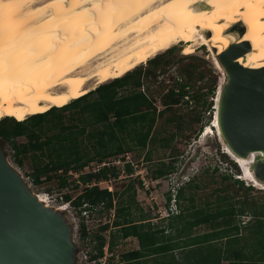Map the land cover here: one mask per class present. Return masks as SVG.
Masks as SVG:
<instances>
[{
  "label": "bare ground",
  "instance_id": "1",
  "mask_svg": "<svg viewBox=\"0 0 264 264\" xmlns=\"http://www.w3.org/2000/svg\"><path fill=\"white\" fill-rule=\"evenodd\" d=\"M238 23L241 35L232 32ZM180 41L192 51L205 45L223 74L213 122L201 137L217 136L242 177L264 189L251 169L259 152L232 153L216 111L227 79L218 55L246 42L249 49L235 61L264 66V0H0V120L68 104Z\"/></svg>",
  "mask_w": 264,
  "mask_h": 264
},
{
  "label": "trees",
  "instance_id": "2",
  "mask_svg": "<svg viewBox=\"0 0 264 264\" xmlns=\"http://www.w3.org/2000/svg\"><path fill=\"white\" fill-rule=\"evenodd\" d=\"M171 50L168 48L163 53ZM160 56V54H157L149 59V62L157 65L160 62L158 61ZM184 71L185 74L188 73L189 75L187 66L184 67ZM144 73L145 75L152 74L153 69L150 67L145 68ZM141 76V68L137 66L121 77L113 78L98 85L93 91L77 97L78 99L76 98L67 105L57 104L55 107L52 106L49 109L36 112L35 115H31L27 119H20L19 114L21 113H13L3 117L0 120V136L11 142L13 160L18 166L23 167L24 159H28L31 168L28 175L33 184L37 185L45 181L56 180L59 188H67L72 183L74 188L78 184L83 185V189L77 196L73 197L71 193L66 192L61 196V200L72 205L80 215L79 237L94 242L90 251L87 250L88 262L101 264L97 259L103 256L105 244H107L108 251L112 252L115 245H117L118 235L121 238L135 236L140 247H147L152 250L153 254H158L172 252L175 249H204L203 246L209 249L211 240L217 239L224 232L231 231L232 233L227 235L228 246L225 247L223 253L220 252L218 257V254L214 252V256L217 255L215 264H218L221 258L231 256L236 257L231 264L242 263L243 261L239 259H243V248L233 250L231 246L229 247V243L237 242L239 239L244 240L246 237L242 236L238 224L233 222V219L224 216L249 215L251 219L256 218L258 220V231L255 229V222L248 221L246 228L249 232L246 234L251 239L260 240V238H263L264 240V201L256 200L253 195H248V191L252 190L253 186L244 185L237 178L232 179V183L242 189L244 197L235 199V195L227 194L225 197L217 199V201L227 202L226 207H219L220 209L216 207L214 211H209V205L205 208L192 204L190 207H184L185 211H190V217L188 218L182 215L181 211L183 212V209L180 207V211L175 215L173 214L174 216L170 217L171 214L167 216L168 222L166 225H155L150 221L143 222L139 219L132 220V218H129L131 204L128 203L133 200L134 190H132V194L126 198L129 202L116 210L117 215L113 217L112 222L106 221L93 234L87 229L82 212L91 213L97 207L109 210L113 206V193L106 188H99L97 184L91 182L93 180L95 182L102 179L107 180L109 174L115 176V167L105 164L99 166V164L111 156L123 155L131 150L133 146L144 149L148 144L153 145L156 142L151 133L161 111L157 112L153 105V99L140 90L142 85ZM184 87L185 85L180 86L177 92L174 89L169 90L166 97L170 102L164 100V104L174 103L178 96H185L187 91L184 90ZM121 89L129 90V92L120 93ZM91 94H94V96L88 98ZM80 102H83V104ZM71 105H78V109L74 110V113L72 111L71 120L85 121V124L77 126V123H70L67 125L59 121L57 127L54 125L43 127L46 115L64 110ZM84 113H87V117H84ZM19 135L26 136V141L22 143L15 141V137ZM91 162H96L98 166L93 171H87L85 167ZM232 164L239 172L236 163L233 161ZM124 170L127 174L132 172L133 168L129 162L125 163ZM173 171L174 166L171 162L166 166L159 165L153 171L152 178L165 177ZM76 173L77 176H75ZM226 177L231 178L229 175H226ZM182 190L181 187L177 195L178 198H185L182 196ZM258 190L264 189L260 188ZM169 199L170 196H168ZM189 200L194 201L193 195L189 197ZM220 217H222L221 220H219ZM201 224L208 226V231L193 234L192 230ZM261 227H263V230H261ZM251 229L254 230L252 233L250 232ZM107 230H109L108 239L102 234ZM90 235H92L91 238ZM261 245L264 249V242ZM231 251L236 254L228 255ZM139 256L140 251L126 252L122 255L121 260L125 262V260ZM207 256V253L203 252L200 256H192L194 260L192 259L190 262L206 264L208 262ZM260 258L264 260V255ZM110 260H113L112 255L108 257L107 263L113 264Z\"/></svg>",
  "mask_w": 264,
  "mask_h": 264
},
{
  "label": "rangeland",
  "instance_id": "3",
  "mask_svg": "<svg viewBox=\"0 0 264 264\" xmlns=\"http://www.w3.org/2000/svg\"><path fill=\"white\" fill-rule=\"evenodd\" d=\"M240 24L242 23L240 22ZM238 26L239 23L232 28V32H236V35L239 34L238 30L235 29ZM169 49L172 50L170 52H162V54L159 53L161 56L158 59L160 62L157 65L148 60L138 66L141 68L142 75L140 90L153 99L156 111H161L151 133L156 142L153 145L148 144L144 149L133 146L131 150L125 152L123 155L111 156L102 162L110 167H115L116 175L112 176V174H109L107 180L102 179L97 182L93 180L91 183L97 184L99 188L106 187L108 191L113 193V206L109 210L97 207L91 213H81L84 217V223L91 234L95 233L106 221L112 222L113 217L117 215L116 210L129 202L126 198L132 194V190H134L133 200L128 203L131 204L129 218L135 220L138 215H147L148 218L150 217L148 221L155 225L167 224V216L170 214L168 212V203H171L169 206L173 210L172 212H179L180 207H182L184 215L188 218L190 217V211L184 210L186 206L190 207L193 204L197 207L202 206L206 208L209 205V211H214L216 207L220 209L227 206V202L217 201V199H221L227 194L235 195V199L244 197L242 189L234 186L232 183V179L236 178L240 170L236 164L239 171L237 172L232 164L233 160L229 155L227 156V154L222 153L220 140L212 134L204 139L201 137L204 126H208L211 121L213 122L216 94L223 81L222 72L213 64L210 52L205 45L192 51L187 43L180 41L179 44L173 45ZM185 66L189 68V75L188 73H184ZM149 67L153 69V73L145 75V68ZM110 80L112 79L107 80V82ZM182 85H185L184 90L187 91V94L182 97L177 95L178 98H176L177 100L174 103L165 105L164 100L170 102L166 97L168 91L174 89L177 92ZM128 92L129 90H120V93ZM93 96L94 94H91L88 98ZM80 103L83 104V102ZM78 105H71L69 108L46 115L43 127L52 125L57 127L59 121L67 125L70 123H77V126L85 124V121L71 120L72 111L74 113V110L78 109ZM34 113L32 115H35ZM19 117L20 119L28 118H24L22 115ZM84 117H87V113H84ZM14 140L22 143L26 141V136L19 135ZM0 146L6 155L7 161L21 174L32 192L45 198L46 203L55 208L63 207L64 204H67V206H64V211L62 212L72 228V238L77 247L76 264H85L86 257L88 258L87 250L90 251L94 242L90 240V243L89 240H83L79 237L80 215L72 205L61 200V196L66 192L71 193L73 197L77 196L83 189V185L78 184L74 188V184L72 183L67 188H59L56 180L45 181L37 185L33 184L28 175L31 170L28 159H24V166L20 167L13 160L11 142L0 136ZM127 162L133 168L129 174L124 170V165ZM170 162L174 166L173 172L165 177L152 178V173L156 167L159 165L166 166ZM97 166L96 162H91L86 170L93 171ZM77 175L76 173L75 176ZM226 175H229L231 178H227ZM245 181L242 180L244 185H250L247 180ZM181 187L183 189L182 196L185 198L177 197ZM258 189L260 188L253 186V189L248 191V195H253L256 200L264 201V190ZM191 195L194 197V201L192 202L189 200ZM168 196H170L169 200ZM174 201L176 202L174 203ZM173 203L176 209H173ZM99 209L101 210L99 211ZM248 216L236 215L233 217L228 215L224 217L233 219V222L237 223L241 228L242 236H246L248 230L246 226L248 224L243 225L242 221L245 222V218ZM221 219L222 217L219 218V220ZM206 228L208 226L199 225L194 230L203 232ZM114 230L116 229L114 228ZM108 233L109 230L102 232L107 239L109 237ZM117 233L119 234V232ZM91 237L92 235H90ZM120 238L118 235L116 242L118 246L114 249V255L118 254L119 249H122V245L119 246L118 242ZM263 242V238H260V240L254 241V244L261 245ZM128 244H132L131 239L124 240L123 247H128ZM210 246H213L219 257L221 248L214 245ZM130 247L131 245L128 248ZM203 248L194 250L201 253L206 252L208 255V262L206 264H215L217 255L215 257L211 255L208 248V250L205 246ZM113 253L107 251V254H105L106 259L103 257L102 262L106 261L104 264H108V257ZM168 256L167 254L157 256L153 259L152 264L165 263L163 259H167ZM116 257L113 256V259H116ZM110 261L113 262V260ZM89 264L92 263L89 262Z\"/></svg>",
  "mask_w": 264,
  "mask_h": 264
},
{
  "label": "water",
  "instance_id": "4",
  "mask_svg": "<svg viewBox=\"0 0 264 264\" xmlns=\"http://www.w3.org/2000/svg\"><path fill=\"white\" fill-rule=\"evenodd\" d=\"M248 49L240 42L218 55L227 79L216 111L232 153L259 152L251 169L264 181V66L247 68L235 61ZM76 253L63 212L38 200L0 146V264H76Z\"/></svg>",
  "mask_w": 264,
  "mask_h": 264
},
{
  "label": "crops",
  "instance_id": "5",
  "mask_svg": "<svg viewBox=\"0 0 264 264\" xmlns=\"http://www.w3.org/2000/svg\"><path fill=\"white\" fill-rule=\"evenodd\" d=\"M182 215H184V212H182ZM174 214V213H173ZM172 213H171V216H174ZM144 215V214H143ZM185 216V215H184ZM137 219H139L140 221H143V222H147L148 220H150V217L148 218V216L144 215V216H139L137 217ZM246 221L243 222L242 221V224L245 225L248 223V221L250 222H255L256 224V231H258V220L255 219H251L249 216L245 218ZM203 225V224H201ZM206 226V225H205ZM239 226V225H238ZM225 228V227H224ZM240 228V227H239ZM195 229V228H194ZM192 230V233L193 234H201V233H204L206 231H208L209 227L205 229V231L203 232H199V231H196V230ZM261 230H263V227H261ZM240 233L242 232L241 228L239 229ZM254 230L251 229V233L253 232ZM249 231L247 230V233ZM232 232L231 231H228V232H224L223 234H221L220 236H214L215 238L217 237V239L215 240H211V245H214V246H218L221 248V253H223L224 249L226 246H228V243H227V235H230ZM239 233V234H240ZM258 233V232H256ZM246 239L242 240V239H239V241L237 242H231L229 243V247L231 246V249H237V248H243L242 250V258L243 259H239L241 261H243L242 263H238V264H246V263H251V264H264V260H262L263 258H260L262 257L264 254H263V245H256L254 244V241H258V240H254V239H251L249 238L248 234H246ZM126 239H131L132 240V244H128V247L131 245L130 248L128 247H123V243H124V240ZM254 240V241H253ZM119 246L122 245V249H119V252L116 257V255H114V250L112 251V258L113 256L116 257V259L114 258L113 259V264H123V263H126V264H152V261L155 257L157 256H161L163 254H167L169 255L167 257V259H163V262L165 263H161V264H195V263H191L190 261H192V259L194 260V258L192 256H200L201 255V252L200 251H196L194 250V248L190 249V248H185V249H175L173 250L172 252H163V253H158V254H153L152 250L151 249H148L147 247H140L139 245V242L137 240V238L135 236H128L126 238H120L119 239ZM122 242V243H121ZM118 246V245H115V247ZM114 247V249H115ZM132 251H140V256L139 257H133L131 259H128V260H125V262H123V260H121L122 258V255L126 252H132ZM209 252L211 253V255H215V253H217L215 251V249H213V246H210L209 247ZM215 252V253H213ZM236 253L234 252H230L228 253V255H234ZM197 258V257H196ZM234 259H236V257L234 256H231V257H227V258H221L218 262V264H231ZM199 264H203V263H199Z\"/></svg>",
  "mask_w": 264,
  "mask_h": 264
},
{
  "label": "clouds",
  "instance_id": "6",
  "mask_svg": "<svg viewBox=\"0 0 264 264\" xmlns=\"http://www.w3.org/2000/svg\"><path fill=\"white\" fill-rule=\"evenodd\" d=\"M78 99V98H77ZM67 105V104H66ZM65 106V105H64ZM63 107V106H62ZM211 123H212V121L208 124V126H210L211 125ZM205 128H206V126H204V128H203V131H202V133L204 132V130H205ZM222 152L223 153H225V151H223V149H222ZM228 156V155H227ZM230 157V156H229ZM231 159H232V157H230ZM236 164H237V166H238V168H239V170H240V172L236 175V178L237 179H239V180H243V181H245L246 179L245 178H243L242 176L244 175V171H243V168L241 167V165L236 161V160H234V159H232ZM246 182V181H245ZM250 183V185L251 186H254V184L252 183V182H249ZM104 188H106V187H104ZM175 200V199H174ZM176 201H174V203H175ZM173 203V204H174ZM171 203H169V205H170ZM168 205V212L171 214H175V213H178V212H172L173 210H171L170 209V206ZM64 206H67V204H64ZM168 213V214H169ZM167 214V215H168Z\"/></svg>",
  "mask_w": 264,
  "mask_h": 264
},
{
  "label": "built area",
  "instance_id": "7",
  "mask_svg": "<svg viewBox=\"0 0 264 264\" xmlns=\"http://www.w3.org/2000/svg\"><path fill=\"white\" fill-rule=\"evenodd\" d=\"M102 164H104V163H102ZM87 168V166L85 167V169ZM93 170H95V169H93ZM173 209H176V206H175V204H173ZM103 251H104V253H103V256H101V257H99L98 259H97V261H99L101 264H104L106 261H103L102 262V260H103V257L105 258V254H107V251H108V249H107V244L104 246V248H103ZM106 259V258H105ZM85 264H89V262H88V258L86 257V260H85Z\"/></svg>",
  "mask_w": 264,
  "mask_h": 264
},
{
  "label": "flooded vegetation",
  "instance_id": "8",
  "mask_svg": "<svg viewBox=\"0 0 264 264\" xmlns=\"http://www.w3.org/2000/svg\"><path fill=\"white\" fill-rule=\"evenodd\" d=\"M19 113V112H18ZM19 115H22V113L21 114H19Z\"/></svg>",
  "mask_w": 264,
  "mask_h": 264
}]
</instances>
